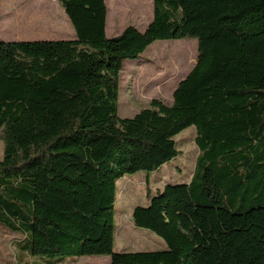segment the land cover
Returning <instances> with one entry per match:
<instances>
[{"label": "trees", "instance_id": "16d2710c", "mask_svg": "<svg viewBox=\"0 0 264 264\" xmlns=\"http://www.w3.org/2000/svg\"><path fill=\"white\" fill-rule=\"evenodd\" d=\"M57 1L74 39L0 40V225L45 264H264V0H152L143 30L111 37L105 0ZM186 37L196 62L172 103L119 117L123 62ZM190 126V180L132 212L165 248L115 251L116 182L175 158Z\"/></svg>", "mask_w": 264, "mask_h": 264}, {"label": "rangeland", "instance_id": "374dc122", "mask_svg": "<svg viewBox=\"0 0 264 264\" xmlns=\"http://www.w3.org/2000/svg\"><path fill=\"white\" fill-rule=\"evenodd\" d=\"M108 22L106 35L136 24L145 28L152 17L151 0H106ZM54 20L50 22L51 16ZM147 23V24H146ZM136 27V28H137ZM141 30V29H140ZM75 37L74 29L57 0H0V40L67 39ZM197 41L193 37L157 40L138 59L123 62L119 81L117 115L132 117L149 106L152 99L172 103V93L196 62ZM195 128L190 126L175 136L179 154L154 171L127 174L116 182L114 203L115 251H154L165 248L161 237L132 222L137 206H147L150 195L165 184L190 180L199 150ZM4 144L0 139V159ZM20 231L0 225V264H45L52 258L30 256L28 238ZM53 262V261H52ZM58 264H110V256H82Z\"/></svg>", "mask_w": 264, "mask_h": 264}, {"label": "crops", "instance_id": "0c3cea01", "mask_svg": "<svg viewBox=\"0 0 264 264\" xmlns=\"http://www.w3.org/2000/svg\"><path fill=\"white\" fill-rule=\"evenodd\" d=\"M54 1V0H53ZM105 2H106V0H105ZM151 4H152V0H151ZM107 6V5H106ZM152 11H153V5H152ZM51 16V15H50ZM151 19H152V17H151ZM52 21H56V20H54L53 19V17L51 16V18H50V22H52ZM151 20H149L147 23H149ZM107 22H108V7H107V15H106V24H105V32H106V29H107ZM146 23V24H147ZM132 25H134L135 27H137L136 26V24H132ZM115 28H116V26L112 29V32H113V30L117 33V34H119L121 31H122V29L121 30H119V32H118V30H115ZM139 30L141 29V30H143L144 28H140V27H137ZM116 34V35H117ZM67 39H74V36H72L71 38H67ZM70 260H72L71 258H67V259H60V260H58V261H56L54 264H58V263H66V262H68V261H70ZM43 262V261H42Z\"/></svg>", "mask_w": 264, "mask_h": 264}]
</instances>
